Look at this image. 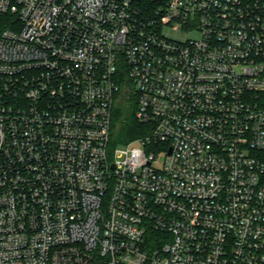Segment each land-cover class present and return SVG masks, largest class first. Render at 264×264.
I'll return each mask as SVG.
<instances>
[{
  "label": "built area",
  "instance_id": "obj_1",
  "mask_svg": "<svg viewBox=\"0 0 264 264\" xmlns=\"http://www.w3.org/2000/svg\"><path fill=\"white\" fill-rule=\"evenodd\" d=\"M0 264H264V0H0Z\"/></svg>",
  "mask_w": 264,
  "mask_h": 264
},
{
  "label": "trees",
  "instance_id": "obj_2",
  "mask_svg": "<svg viewBox=\"0 0 264 264\" xmlns=\"http://www.w3.org/2000/svg\"><path fill=\"white\" fill-rule=\"evenodd\" d=\"M128 90H124L117 98L112 114V143L130 142L150 131L149 128L136 117L137 100L132 93L128 97Z\"/></svg>",
  "mask_w": 264,
  "mask_h": 264
},
{
  "label": "rangeland",
  "instance_id": "obj_3",
  "mask_svg": "<svg viewBox=\"0 0 264 264\" xmlns=\"http://www.w3.org/2000/svg\"><path fill=\"white\" fill-rule=\"evenodd\" d=\"M196 37L197 36V34L196 33H193V34H191V37Z\"/></svg>",
  "mask_w": 264,
  "mask_h": 264
}]
</instances>
